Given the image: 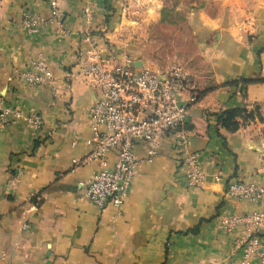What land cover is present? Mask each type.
Here are the masks:
<instances>
[{"label":"crops","instance_id":"1","mask_svg":"<svg viewBox=\"0 0 264 264\" xmlns=\"http://www.w3.org/2000/svg\"><path fill=\"white\" fill-rule=\"evenodd\" d=\"M59 4L52 19L49 0H0V95L44 121L39 133L25 121L0 123V264H239L246 225L228 229L225 222L262 208L232 197L228 187L264 184V82L243 86L264 79V0H93L90 24L84 0ZM27 11L45 21L36 34L23 26ZM177 16L192 33L167 38L180 42L176 51L156 59L146 44L133 46L155 37L151 26H172ZM87 34L98 53L123 48L138 69L180 66L199 89L184 126L186 153L173 133L153 158L134 144L139 167L121 209L100 210L85 198L98 162H72L93 150L95 93L81 74L91 56ZM35 60L54 73V89L20 77ZM236 108L252 114L228 133L218 116ZM191 155L206 177L197 188L184 176ZM260 233L264 239V227Z\"/></svg>","mask_w":264,"mask_h":264},{"label":"built area","instance_id":"2","mask_svg":"<svg viewBox=\"0 0 264 264\" xmlns=\"http://www.w3.org/2000/svg\"><path fill=\"white\" fill-rule=\"evenodd\" d=\"M49 1L52 19L57 18L59 0ZM84 3L83 14L86 23L90 24L93 0H84ZM43 24L42 18L28 11L23 13L26 31L36 34ZM85 40L91 47V56L82 66L81 74L95 93L88 114L93 150L83 159L72 162L76 167L98 162L100 170L87 180L85 198L100 210L109 206L121 209L130 196L138 172L134 144L142 143L147 156L153 158L158 155L166 135L173 133L181 152L186 153L188 144L184 126L188 123L190 109L199 100V89L196 81L180 66H171L160 72L138 69L123 48L102 55L90 34ZM20 77L33 87L54 89L56 84L52 70L39 60L31 61ZM19 121H25L36 133L44 125L41 116L25 115L0 95V123L6 125ZM113 153L116 158L111 163L109 156ZM17 171L18 175L21 174ZM184 176L186 185L193 188L201 187L206 179L194 155L185 161ZM17 179L18 176L13 181ZM228 194L262 208L246 217H232L225 224L228 229L241 223L246 225V235L237 244L239 264H264V239L260 235L264 227V184L236 180L229 185Z\"/></svg>","mask_w":264,"mask_h":264},{"label":"rangeland","instance_id":"3","mask_svg":"<svg viewBox=\"0 0 264 264\" xmlns=\"http://www.w3.org/2000/svg\"><path fill=\"white\" fill-rule=\"evenodd\" d=\"M178 21H173L174 24L172 26H165V25H156L155 27H150L148 32H152L155 37H152V40L147 42H133V46L143 47L144 44L147 45V47L150 48V51H152V56L158 54V53H170L171 51H176L175 45L180 43L178 41H172L170 39L167 40V38L172 35L179 34L181 35H191L192 33V27L188 24V21H185L184 18L177 16ZM174 18V15H173ZM171 22V21H166ZM162 24H165V21H162ZM158 56H154V58H159ZM170 67V66H169Z\"/></svg>","mask_w":264,"mask_h":264},{"label":"trees","instance_id":"4","mask_svg":"<svg viewBox=\"0 0 264 264\" xmlns=\"http://www.w3.org/2000/svg\"><path fill=\"white\" fill-rule=\"evenodd\" d=\"M254 82H264L263 80H244L243 86L249 85ZM252 113H249L246 109H231L221 113L218 116L217 125L222 130H225L228 133H233L239 128V118L248 119L251 117Z\"/></svg>","mask_w":264,"mask_h":264},{"label":"water","instance_id":"5","mask_svg":"<svg viewBox=\"0 0 264 264\" xmlns=\"http://www.w3.org/2000/svg\"><path fill=\"white\" fill-rule=\"evenodd\" d=\"M180 106H182V104H180Z\"/></svg>","mask_w":264,"mask_h":264}]
</instances>
